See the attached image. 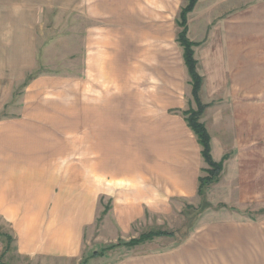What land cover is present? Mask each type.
Segmentation results:
<instances>
[{
    "label": "crops",
    "instance_id": "crops-1",
    "mask_svg": "<svg viewBox=\"0 0 264 264\" xmlns=\"http://www.w3.org/2000/svg\"><path fill=\"white\" fill-rule=\"evenodd\" d=\"M35 1L75 10L90 19L91 24L83 30V45L88 46L83 48L82 65L76 72L42 71L24 81L18 113L0 117V217L9 225L13 238L8 252L14 249L21 256L65 264L81 258L86 225L80 217H69V211L98 209L104 193L102 178L127 180L139 175L143 184L107 193L108 209L115 215L109 223L116 235H125L146 209H165L174 196L197 193L200 146L182 114L184 107L194 103L186 97L181 53L178 49L176 54L172 44L164 41L162 21L169 8L165 1L172 0ZM68 1L76 2L77 8L68 7ZM216 1L237 3L233 29L236 68L237 79L244 81L239 98L264 97V66L246 69L245 63L249 57L246 48L252 50L258 64L264 61V0H196L189 21L197 16L201 2L198 15L212 5L207 3ZM213 19L205 20L203 30L191 36L197 66L206 68L204 75L198 70L203 80L200 98L201 93L209 95L203 91L205 81L207 86L209 82L220 84V91H224V14L211 27ZM251 25L256 34L253 42L245 45V29ZM196 33L204 36H194ZM33 41L19 48L15 72L24 74L36 68L39 56ZM197 50L204 53L203 58H198ZM246 101L238 102L237 112L239 129L242 127L247 137L238 138L236 152L223 164L221 175L230 166L235 170L238 190L255 193L257 188L256 193H260L264 183V139L259 137L262 108L254 99ZM219 108L214 110L224 114V105ZM204 112L201 120L210 134L211 154L218 160L224 149L213 139ZM231 222L200 224L176 249L162 251L161 256L158 252L149 257L148 253L135 261L124 257L111 264H165L164 259L190 249L201 257L198 240L202 239L206 250L214 249L208 245L215 241L220 243L227 263L231 257L238 259L246 253L252 257L253 251L256 257H264V233L258 224ZM237 225L251 226V233L239 234ZM202 231L206 234L199 239Z\"/></svg>",
    "mask_w": 264,
    "mask_h": 264
},
{
    "label": "rangeland",
    "instance_id": "rangeland-1",
    "mask_svg": "<svg viewBox=\"0 0 264 264\" xmlns=\"http://www.w3.org/2000/svg\"><path fill=\"white\" fill-rule=\"evenodd\" d=\"M201 1L207 2L209 0ZM185 3V0L165 1L166 9L169 8L167 9L168 11H166V15L163 19L164 21H162L164 23L162 24L164 25V41L166 44H172L176 54H178V49L181 53V48L176 42V35L182 29V25L178 24L180 20L179 13ZM65 4H68V7L77 8L76 2L71 3L68 1V3ZM202 4L203 2H201L199 7L196 8L197 12L195 14L197 16H193L191 21H189L187 15L186 25L187 36L189 39H192L193 32H201L203 30L200 31L205 20L207 22L208 19L211 20V18L214 17L212 20L213 22L211 23V27H214L218 24L217 21L220 19V15L224 14V91H220V84L217 86L216 83L214 85L209 82L207 86V82L205 81V83H203V91L209 95L208 97H204L203 93H201L200 99L206 104V106L208 105V102L209 105L214 107H205L203 115H205L204 120L207 125L211 128L210 131L213 139L216 143H221L220 147L224 149V155L227 157L223 163L225 165L228 157L236 152L238 138L247 137V135L243 133V128L241 127V129H239L240 116L237 112L238 102H242V100L251 101L253 99L256 102H259L262 108V125L259 137H261L263 141L264 97H250L248 99L239 98L241 92L240 89L243 87L244 81L237 79L238 75L236 68L237 48L236 36L233 29L236 27L237 3L232 1L227 2V4L220 1L207 3L212 5L207 8L204 13L198 15V10H201ZM245 13H247V11H245ZM90 24V19L82 17L81 14L77 13L75 10L71 12L69 10H64L61 7H47L35 0H0V117L15 115L18 113V106L19 103H21L25 90L23 82L27 77L31 75L35 76V74H38L39 72L50 70L61 74L76 72V69L81 67L82 58L84 56L83 48L85 50V46H88L86 44L83 45V40L86 38L83 30H85V27ZM255 34L256 32L253 25L245 29V45L253 42L252 35ZM198 35L199 37L204 36L199 33H196L194 36ZM32 41L34 42V46L36 45L35 47L37 48L39 56L36 68L30 71H24V74L18 73L17 71L15 72V65H18L17 63H19L17 57L18 53L21 51L20 49L32 44ZM245 52L249 56L245 57L246 69L252 66L254 68L264 66V61L261 62V64H258V59L254 61L252 58V50L246 48ZM197 53L199 55L198 58H203V52L201 53L200 50H197ZM195 56L197 55H194V57ZM20 57H22L21 54ZM26 58L28 63L30 61L29 55H27ZM184 69L186 97L187 99H191L192 93L190 90L189 75L185 67ZM205 69V66H199L198 68L196 65V70L202 72L203 75ZM250 74H252V70ZM248 82L249 81H247V83ZM251 83H249V87L252 89ZM261 83L264 86V80L261 81ZM221 93L224 94V97H213V95H220ZM223 105L224 114L220 112L222 110H214ZM188 106L189 104L184 108H187ZM192 106L196 107L194 104ZM175 113L181 115V113L177 111H175ZM201 117L202 114L200 116V121H202ZM203 167L205 168L206 164L201 158L199 175L204 174L202 171ZM126 186L141 187L143 184L140 181L139 175L127 180L114 177L108 179L102 178L101 190L104 193H102V199L98 205V209L69 211V217H80L82 220H86V225L84 226L82 237L81 258H76V261L67 260L65 264H111L124 257L135 261L142 254L149 253L148 256L150 257L158 252L159 254L157 255L161 256L162 253L160 252L162 251H172L173 249H176L177 245L181 243L196 227H198V225L207 224L211 221H232L231 223H235V225L238 222H253L258 224V229L261 234L264 233V183L260 185V193H256V190H258L257 188H255V193H243L242 189L238 190L237 188L236 173L230 166H228V169L224 172L223 176L220 174L217 182L210 184L206 188L205 196L207 201L212 203V206L203 210V212L196 217V221H194L193 226L190 228L184 226L185 223H189L184 214H187L189 211V209L186 208L188 204L197 207L202 203L203 199L201 195L197 193L191 197L174 196V198L170 200V205H166L165 209H146L143 217L132 224L128 234L120 235V233H118L119 235H116L114 226L109 223L110 220L114 221L115 215L111 209H108V207L110 208V202L107 193L110 191H114L115 193V191H119L122 187L124 188ZM117 195L120 194L118 193ZM103 207L107 209L105 213H102L104 209ZM0 227L2 228L1 230L10 233L9 225L1 217ZM152 228L173 230L175 231V234L174 236L155 237L151 241L131 246L125 245L130 239L137 238L141 232ZM237 228L240 229L237 231L239 234L247 235L251 233L252 229L251 226L245 225H237ZM186 231L187 236L182 238V234ZM200 233L202 235L199 239L206 234L205 231ZM204 240L205 239L198 240V245L201 248L200 252L203 253L201 257L194 256L190 249L180 256L178 255L172 259H164V263L264 264V257H256L255 253L257 252L255 251L251 253L252 257L248 256V253H246V255L243 254L241 255L242 257H239L238 259L231 257L230 262L227 263L224 261V250L223 252L220 251L221 249L219 250L221 244L215 241L212 245H208V247H213L214 249L209 250L208 248L206 250L204 249ZM223 246L224 245H222V247ZM1 247L2 241L0 240V252L2 250ZM93 251H102L103 253L101 255H91L93 254ZM152 262H154V260ZM5 263L62 264L60 260L55 259H45L39 256L35 257L28 255L21 256V254H18L14 249L8 252L5 256H2L0 264ZM154 264H157V262L155 261ZM158 264H161V261H159Z\"/></svg>",
    "mask_w": 264,
    "mask_h": 264
},
{
    "label": "trees",
    "instance_id": "trees-1",
    "mask_svg": "<svg viewBox=\"0 0 264 264\" xmlns=\"http://www.w3.org/2000/svg\"><path fill=\"white\" fill-rule=\"evenodd\" d=\"M185 5L180 10V20L178 22L179 25H182V29L176 35V42L178 46L181 48V56L183 60V64L187 70L189 75V84L192 95L193 103L196 107L188 106L184 110H182V114L184 116V120L186 121L189 128L192 130L193 134L196 137V140L200 146V156L203 162L206 164V167L202 168L204 174L198 175L197 178V194L201 195L203 201L199 206L193 207L191 205H187L186 208L189 209L186 216L187 221L189 223H185L184 226L190 228L193 226L194 221H196V217L203 212V210L212 206V203L207 201L205 192L206 188L212 184L217 182L220 177L224 160L227 158L223 155L220 159L215 160L211 155V143H210V134L206 129L204 123L200 121V116L206 107L200 97H199V89L202 84V76L196 70L197 60L194 57V42L188 38L187 36V25L186 19L188 13L193 9L196 0H185ZM29 76L25 83L31 78ZM24 83V84H25ZM107 209H103L102 213H105ZM189 217V218H187ZM0 227V240L2 241V250L0 252V261L2 260V256H5L6 253L12 248L13 238L11 234L5 230H1ZM175 231L161 228H152L147 231H143L137 238L130 239L125 245H135L138 243H144L153 240L155 237L161 236H174ZM182 238L187 236V231L182 234ZM103 252L94 251L92 255L98 254L101 255ZM7 264V263H5Z\"/></svg>",
    "mask_w": 264,
    "mask_h": 264
}]
</instances>
